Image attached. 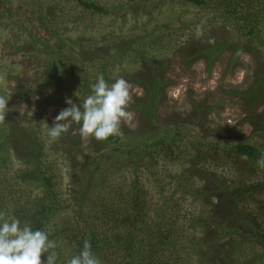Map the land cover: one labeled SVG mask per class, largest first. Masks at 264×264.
I'll return each mask as SVG.
<instances>
[{"label": "rangeland", "instance_id": "obj_1", "mask_svg": "<svg viewBox=\"0 0 264 264\" xmlns=\"http://www.w3.org/2000/svg\"><path fill=\"white\" fill-rule=\"evenodd\" d=\"M80 2L108 13L86 11ZM245 18L182 0H0V97L9 101L0 118V186L10 189L11 202L31 203L42 189L18 177L35 170L53 177L60 210L45 229L57 242V264L72 255L62 237L76 236L79 224L87 231L98 211L123 210L143 193L153 230L170 238L158 259L233 264L237 255L225 262L220 255V245L231 246L225 228L254 218L261 230H247L245 238L264 232V185L244 192L264 182V170L226 152L237 143L264 151V15L253 17L252 36ZM58 62L74 74L60 76ZM51 73L59 81L49 82ZM99 74L109 85L119 78L130 85L132 125H121L116 144L84 141L76 124L50 140L47 129L66 99L80 103ZM143 83L158 87L152 105ZM161 140H175L173 161L146 154ZM11 202L0 199L9 212ZM136 235L139 243L138 228ZM263 249L258 243L246 253Z\"/></svg>", "mask_w": 264, "mask_h": 264}, {"label": "trees", "instance_id": "obj_2", "mask_svg": "<svg viewBox=\"0 0 264 264\" xmlns=\"http://www.w3.org/2000/svg\"><path fill=\"white\" fill-rule=\"evenodd\" d=\"M184 2H188L195 6H204L206 4H211L215 6V8L220 9L223 14L233 15L234 13L244 12L246 14L245 18V26L244 28L248 29L249 35H254L257 30V21L253 18L259 12H262V17L264 15V7L261 5V8L258 6L259 0H239L238 2L234 0H217V3L212 4L208 0H182ZM80 5L84 8V10H90L92 12L97 13H108V11L102 7L97 6L95 3L88 2H80ZM259 7V8H258ZM238 9V10H237ZM61 26V25H60ZM243 35V34H242ZM154 44H157V41L154 40ZM225 46L220 44V46L214 48L215 51H219L223 49ZM123 46H120L122 49ZM205 51H201L199 54H206L208 50H212L211 48H205ZM214 51V52H215ZM198 54V55H199ZM58 66L62 71L59 73L62 76V73H65L64 70H70L71 74L72 69L66 63L58 62ZM49 82L59 81V78L55 73L50 74ZM262 81V80H261ZM144 82V81H143ZM262 84V83H261ZM143 86L146 89V98L147 101L152 105V92L154 94L157 93L158 87L153 84L150 87V84L146 85L143 83ZM177 134L179 131L176 132ZM163 139H167L163 137ZM155 140H160V138H155ZM107 143L116 144L117 140L115 137H110ZM174 144L175 140H161L154 142V152L146 153L150 157H159V154H163L165 158L170 161L174 159ZM32 145V150L36 152V146ZM137 148V146H135ZM120 152V148H115ZM226 152L228 156H236V158H241L246 161H250L253 164L257 165V160L264 155V151L258 149L250 144H242L237 143L232 146L227 147ZM156 154V155H154ZM200 156H195L193 164H198ZM96 169V168H95ZM97 170V169H96ZM264 170V169H263ZM264 172V171H263ZM32 173V172H31ZM26 172L23 176H19V183H23L26 180H35L39 187L42 189V196L36 198L33 202H24L20 201V198L16 201L12 200L11 202V194L9 192L10 189L6 187L1 189L0 186V199L3 202L10 203L11 202V217H15L21 221V223H28L32 226L33 230H42L46 231L45 227L48 224L49 219L57 214L60 208L57 206V195L54 191L53 177L48 175L46 171L35 170L32 174ZM264 182L260 184H256L254 186L248 187L244 190L246 193H252L256 191L258 188L262 187ZM131 204H126L123 210H106L98 211L96 217H94L93 226L89 225V229L86 231L82 229V226L78 225L77 235L68 238L66 240L65 237H62V241H65L67 245L71 247V258L81 251L83 248V244L85 241H88L91 244L92 252L99 257L102 261V264H180L177 263L179 261V257L176 256L172 258V261L165 259H158L160 254H162L166 249L165 247L170 244V238L167 233H163L159 230V232H155L152 228V224H150L148 217L149 214L146 212L144 208V197L145 194L134 195ZM143 200V201H142ZM79 200L78 202H80ZM2 203V202H1ZM0 203V204H1ZM262 209L264 210V202H262ZM231 206V204H230ZM74 207H76L74 205ZM78 207V206H77ZM80 209V207H78ZM236 208V205L233 204L232 210ZM6 212V215H9V212L4 205H0V214ZM235 212V211H234ZM264 212V211H263ZM251 216V215H250ZM264 218V215L262 216ZM8 219V218H5ZM77 220L81 222H85L87 218H82L81 215L76 217ZM263 220V219H262ZM244 226H239L235 224L231 227H226V232L228 234V239L231 243L230 247H225V245H220V255L225 256L223 262H225L231 256L237 255L233 264H263L264 263V249L262 250L263 255L259 254V252L255 254L246 253V248L249 249V246L258 245V243L264 246V232L258 233L252 239L251 237L245 238L244 234L247 233V230L258 231L261 230V224H258L256 221L250 223L249 221L244 222ZM253 226L256 229H253ZM137 228L140 229V232L143 234V238L137 243ZM221 228H224L222 226ZM103 229V232L101 231ZM64 230L60 231L63 233ZM171 232V229L168 233ZM253 232V231H252ZM224 233V232H222ZM247 243V244H246ZM145 246L143 247L142 246ZM228 252L225 254L224 250ZM108 252L110 254L107 259ZM47 254L44 256L46 257ZM223 258V257H222ZM58 262V261H57ZM220 263V262H219ZM68 264V263H67ZM223 264H231L229 261Z\"/></svg>", "mask_w": 264, "mask_h": 264}, {"label": "clouds", "instance_id": "obj_3", "mask_svg": "<svg viewBox=\"0 0 264 264\" xmlns=\"http://www.w3.org/2000/svg\"><path fill=\"white\" fill-rule=\"evenodd\" d=\"M129 89L125 79H116L109 85L104 75L99 74L91 86V94L82 100L79 98L80 103L66 99L68 107L60 111L53 126L48 127V138L58 140L72 124L79 126L84 141L89 138L107 141L119 135L121 125L131 126L134 120V114L128 111L131 102ZM8 102L0 97V118ZM257 166L264 169V155L257 160ZM56 248L57 242L49 238L48 232L33 230L28 223L22 224L15 217L5 219L0 214V264H57ZM44 254H47L46 259L42 260ZM68 264H102V261L92 252L91 244L85 241L79 254Z\"/></svg>", "mask_w": 264, "mask_h": 264}]
</instances>
